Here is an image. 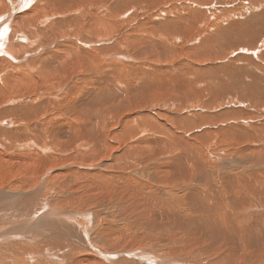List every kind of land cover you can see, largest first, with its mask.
Returning <instances> with one entry per match:
<instances>
[{"label": "rangeland", "instance_id": "rangeland-1", "mask_svg": "<svg viewBox=\"0 0 264 264\" xmlns=\"http://www.w3.org/2000/svg\"><path fill=\"white\" fill-rule=\"evenodd\" d=\"M98 1L101 2V0H96L95 2L88 1L85 7L94 3L96 8H98ZM101 3L100 5H103V2ZM107 3L105 4L107 5ZM143 3L141 9L143 11L140 10V15L137 18L135 16L133 18L134 12L137 9L133 7L134 10L130 7L129 12L131 14L126 15L129 21L115 26L113 31L109 28L102 30L109 33L113 41H116L118 37H121L119 41L124 40L121 42L122 44L120 43V48L112 50L113 59L108 64L112 65L111 69L115 67L119 70L121 69L122 74L124 73L123 77H126L127 74L130 75L128 80L129 78L134 79L132 77L134 74H140L143 78L145 75L144 81L145 79L150 80V82L155 83L160 89L157 93H153L154 97H147L153 100V104L142 105L140 109H129L127 111L119 107L123 99L117 92L125 90L126 87L119 82H114L112 90L106 89L105 91L109 106H112L113 111L125 112L116 114L109 109L105 111L107 106L104 107V105L94 103L95 107L99 108L97 110L104 112L100 121H96L92 127L88 128V131L95 136V129L97 128L100 131L111 130L112 124L118 126L122 122V119H118V116L124 119H132L136 115L140 116L141 118L137 119L136 123L138 127L145 124L142 119L145 115H149L150 119L160 122L163 126L171 125V119H174L173 125L176 127L179 125L188 130L183 135L193 143L196 149L198 148L201 151L203 157L211 150V153L213 151L214 159H222L228 163L231 162L229 163L231 168L234 166L238 169H235V171L240 174H258L255 179H259L260 181L259 188L242 192L245 198L239 199L241 208L239 210L234 209L231 212L234 218L230 220L228 215L224 214L221 216L220 221L217 216L209 215L201 224L193 217H189V220L194 219V223L190 227L197 233L198 238H203L204 242H206L205 239L207 238L208 242L206 243L209 245H212L211 236L224 240L225 243L222 246L225 247H222V250L227 256L230 254L227 248L230 247V249L234 250L230 243L235 240L237 242L235 250L241 251L239 255L243 261L241 264H264V241H262L264 237V159L256 163H249L246 159L247 148L248 154L264 157V0H143ZM126 7L128 8L129 6L126 5ZM121 9L125 8H120V11ZM131 11H134L133 14ZM98 13L100 16L104 14V12ZM3 15H5V12L0 11V16ZM99 15L97 17H100ZM131 16L133 20L130 18ZM103 18L105 19V17ZM96 25L99 28H103L104 26V24L100 23ZM6 29L7 38L12 33H26L23 29H18L16 26L13 28V25L10 23H7ZM137 40H140V43L137 45L141 47L140 49H136L137 46L132 45ZM15 43L24 44L20 41H15ZM93 43L98 49H106L110 46V41L107 38L99 40L97 43L92 41ZM1 67L6 69V71H10L12 67L10 59L2 61ZM142 69L143 71H141ZM16 83L14 82L12 85ZM135 83L141 85V81H135ZM165 85L168 86L163 89ZM7 97L12 96L10 94ZM16 105L20 104L5 101L4 104L0 105V109L15 107ZM103 107L104 110H101ZM131 111L138 112L132 114L130 113ZM100 112L98 111L97 113ZM9 118L13 119L14 116H10ZM228 127H243L246 131L250 132L253 130L252 132L258 134V138L254 140L248 137V140L244 141V143L238 139L236 131H230ZM220 133L221 135H219ZM181 134L178 133L180 136ZM159 138L162 139L160 135L141 132V134H137L132 139L122 142L121 151L117 153H114L113 149L118 144L115 140H112L113 149L111 147L107 151L110 154L109 157L105 160L99 158V155L95 157V162L90 164L92 165L90 174L95 176L96 170L102 169L106 177L116 176L123 179L125 186L136 185L141 187L140 181L149 180L145 177V174L148 169L147 158L152 157L149 155L150 143L157 141ZM47 142L51 143L49 140ZM104 144L107 145L109 143L104 142ZM19 145L23 148L18 149ZM53 147L55 154L57 152L60 155H58L59 159L56 162L55 171L51 173L50 169L46 168L49 173L46 170L42 173L46 177L49 176L45 181V176L44 178L40 177L42 174L30 175L29 173L33 169L38 168L36 164L51 165L44 154L34 152L33 148H27L21 142L14 147H7L0 139V161L7 165L4 168L5 173L0 171V180L4 183L0 184V187L5 186L3 188L11 189V186L18 185L19 181L22 184H29L30 189L21 186L20 190L19 188L16 189L17 191L13 189L17 193L12 195L17 196L15 203H18L21 194L24 195L21 198H28L32 202L35 201L34 208L35 210L37 209L36 211H39L38 213L42 212L40 216L45 212V207H43L44 202L52 200L50 187H53L52 189L58 195H66L69 199L75 198L71 208H61L55 204L53 205L54 208L59 210L75 213V217L73 215L65 217L72 227H76L78 224L85 226L88 221L92 222L93 219H89V217H85V219L83 217L84 214L100 213L101 219L106 221V226H96V222L92 223L91 226V241L96 250L86 251L83 243L72 238H63L60 233H52L50 229L44 232V235L47 237L45 240L61 243L64 251L56 246H48L43 243L45 240L42 241V235H40L39 231H36L37 227L33 226L36 232L34 229L31 230L32 232L29 235H25V238H23V235L27 232L20 237L10 234L13 237L12 239H10L9 235L0 238V243H2L0 247L4 248V250L1 248L4 254L10 248L9 246L12 249H10L11 251L9 250L10 255L16 250L15 247L21 249L18 250L20 254L23 250L22 248H27L41 241L38 247L33 248L41 252L39 257L37 255L34 256L35 251H31L27 258L28 260H32L34 264H36V260L39 258L50 261V264H71V261L75 258L79 259V264H116L119 261L125 262V264H141L138 256H141L142 252L139 247H144L157 254H165L166 250L169 249L167 255L165 254L167 258L177 262L181 261L179 263L182 264H230L227 256L215 258L209 255L202 256L198 252L199 255L197 253L196 256L184 255L186 258L183 256L182 260L177 253L170 254L174 246L176 248L174 247L173 251H181L178 244L174 243L172 238L169 239L171 243L164 240L166 233L175 234L173 229L168 228L158 231L154 229L155 225L153 221L137 229L136 227H131L137 231L135 229L132 230L127 225L126 220L123 219L122 214L128 206L123 204L117 196V192L107 187L108 184L117 183V180L114 178H110L111 181L104 184V189L98 188L99 186L94 187L92 193L90 187L80 184V189L75 193L68 188L60 191V182L68 179L71 174L67 172V168L70 166L68 163L73 161L84 163L88 159L85 157L75 158L74 152L69 151L67 144L63 146L58 144ZM241 149H245L244 155L238 154ZM80 151L82 152L81 155H83V150L80 149ZM132 154L138 156H133ZM198 156L203 160L201 155ZM116 158L118 159L116 160ZM160 161H163V159ZM11 162H17L18 165L16 164L15 166V163L12 165L10 164ZM112 163H115L116 168L111 169V166L108 164ZM207 164L216 167V164ZM225 167H228V165ZM226 170L227 168L223 171ZM53 174H56L57 178L50 185V181L48 182V180ZM29 176L32 177L29 178ZM247 176L251 179L250 175ZM150 178H153L152 175ZM28 180L34 182L28 183ZM23 190H26L29 196H26L28 194L23 192ZM165 190L169 191V193L171 192L170 189L166 188ZM181 195L179 190H177L173 196ZM42 199L44 200L41 202ZM55 199H59V197L55 196ZM92 201L94 202L88 205ZM38 203L40 204L39 208L37 207ZM15 205L12 204L11 207L9 206V208L4 209L3 214L5 215L0 214L3 216L0 218L2 219L0 220V227H2V224H8L11 220L17 219H13L15 215L19 216L21 214L22 216H19L17 219L19 225L31 228L32 226L30 227L29 225L37 222L35 221L37 219L36 216L31 219L28 214V209L32 205L25 200ZM204 206L208 209L205 204ZM199 208L205 211L202 203H200ZM211 208L210 201L209 209ZM24 214L29 218H24ZM31 215L33 216L34 213ZM8 217L10 221H8ZM25 219L30 221L27 222ZM45 219L48 220L47 216ZM213 219H217L214 223L216 225L220 223V228L229 229L226 235H223L214 228ZM115 220L119 221L116 222ZM5 226L9 227L11 223ZM107 228L121 231L131 238L141 234L147 238V241L144 239L140 244L137 241L133 245L114 250L105 239ZM152 228L154 229L152 230L153 232L151 231ZM157 236L158 238H156ZM175 237L178 242L185 243V239L179 238L178 234H175ZM68 242L71 243V246H65ZM170 245L171 248H169ZM5 246H8V248ZM77 247L79 248L78 251L76 250ZM193 247H196V244ZM71 249L74 250L75 257L67 260L68 256L66 253L70 252ZM0 252L1 255L3 252ZM120 252L121 254H119ZM126 252L130 253V257L124 256ZM242 252L245 254L242 255ZM19 254L16 255L17 257L14 256L12 258H10V255L5 254L7 259L5 255H1L0 264H25L24 261L26 259ZM84 256L92 258L85 259L83 258Z\"/></svg>", "mask_w": 264, "mask_h": 264}, {"label": "bare ground", "instance_id": "bare-ground-1", "mask_svg": "<svg viewBox=\"0 0 264 264\" xmlns=\"http://www.w3.org/2000/svg\"><path fill=\"white\" fill-rule=\"evenodd\" d=\"M88 1L95 2L96 0H0V11L5 12V15L0 16V105L4 104L5 101L20 104L15 107L0 109L1 142L7 147H14L21 142L27 148H33L34 152H40L45 155L51 165L44 166L42 163L36 164L38 168L30 171V175H40L45 170L48 172L47 169H50L49 171L53 173L56 169V162L59 159L58 155H60L57 152L55 154L53 146L67 144L69 151L74 152L75 158L85 157L88 161L84 163L78 161L68 163L70 166H68L67 172L71 174L68 179L60 182V191L68 188L75 193L80 189V185H84L90 187L92 193L94 187L99 186L98 188L104 189V184L111 181L110 178H114L117 180V183L113 182L111 185L108 184L107 187L117 192V196L123 204L128 206L122 214L123 219L126 220L130 228L136 227L137 229L153 221L155 225L154 229L158 231L168 228L173 229L179 238L185 239V243L178 242L175 234H170L169 232L164 235V240L169 241L172 238L174 243L178 244L181 251H173L172 249L175 246L172 243L174 247L171 249L170 254L177 253L182 260L184 255L196 256L198 252L202 256L209 255L215 258L227 256L222 250V247H225L222 246L225 241L218 239L216 236H211V244L218 246L217 248L206 243L208 242L207 238L205 239L206 242H204L203 238H198L197 233L190 227L194 223V219L189 220V217L195 218L199 224L209 215H215L221 221V216L227 214L231 220V218H234L231 212L234 209L239 210L241 208L239 199L245 198L242 192L259 188L260 181L259 179H255L258 174H240L235 171L237 168L234 166L231 168L229 164L231 162L228 163L222 159H214L215 157L212 154L213 151L211 153V150L203 157L201 151L198 148L196 149L193 143L183 135L188 130L177 124V127L173 125L174 119H171V125L163 126L160 122L150 119L149 115H145L142 118L145 122L143 124L144 127L142 125L138 127L136 123L137 119L141 118L140 116L136 115L132 119L119 118L118 116V119H122V122L118 126L112 124L111 130L100 131L97 128L95 129V136L88 131V128L92 127L96 121H100L104 112L97 110L99 108H96L94 103L104 105V107L107 106L105 111L108 109L112 110V106H109L105 91L106 89L112 90V84L114 82H119L126 87L125 90H119L117 92L123 99L119 107L127 111L129 109H140L142 105L147 106V104H153V100L147 97H154L153 93H157L160 89L155 83L150 82V80L145 79L144 81L145 75L143 78L140 74H134L132 75L134 79L129 78L128 80L130 75L126 73V77H123L124 73L122 74L121 69L119 70L117 67L111 69L112 65L108 64L113 59L112 50L120 48V43L124 40L119 41L121 37H118L117 39L115 38L116 41H113L111 35L102 30L109 28L113 31L115 26L129 21L126 15L131 14L129 12L130 7L137 9L135 11L136 13L133 11V18L134 16L137 18L140 15L143 0H101L103 5L107 2L111 3L103 6L98 1V8H96L94 3L85 7ZM126 5L129 7L127 8ZM122 7L125 9H121L120 11ZM102 11L104 14L100 16L98 12L103 13ZM97 15L100 17H97ZM130 18L132 19V16ZM7 23L13 25V28L16 26L18 29H23L26 33H12L7 38ZM97 23L104 24L103 28H99L96 25ZM132 25L134 24L132 23ZM19 38H25L26 40L22 41ZM106 38L110 41L109 48L98 49L94 43L92 44V41L97 43V41ZM140 40L143 39L140 38ZM140 40L134 41L132 45L137 46ZM15 41H20L24 44L15 43ZM140 48L137 46L136 49ZM7 59H10L12 63L10 71H6V69L1 67L2 61H6ZM83 70L85 71L83 72ZM141 74L143 73L141 72ZM135 81H141V85H137ZM14 82L17 83L12 85ZM166 86L168 85L163 86V89ZM10 94L12 97H7ZM104 107L101 110H104ZM98 111L100 113H97ZM113 112L121 114L125 111ZM137 112L131 111L130 113L134 114ZM10 116H14V120L9 118ZM119 127L121 128L118 129ZM228 130L236 131L238 139L243 142L247 141L248 137L254 140L258 138V134L252 132L253 130L251 132L246 131L243 127H228ZM141 132L154 133L162 137V139L159 138L157 141L150 143L149 155L152 157L147 158L148 169L145 174V177L149 180L140 181L141 187L136 185L125 186L123 179L116 176L106 177L102 169H97L95 176L90 174L92 169V165L90 164L95 162V157L99 155V158L102 160L109 157L110 154L107 151L112 147V140H115L118 144L115 149L112 147L114 153H117L121 151L122 142L132 139L137 134H141ZM178 133H182L181 136ZM47 140L51 143L49 144ZM104 142L109 144L105 145ZM22 148L21 145L18 146V149ZM80 149L83 150V155H81L82 152ZM247 150L248 148L246 149V159L249 163H256L264 159V157L248 154ZM244 152L245 149H241L238 154L244 155ZM132 155L138 156L136 154ZM198 155H201L203 160ZM162 159L163 161H160ZM14 163L16 166L17 162H11L10 164L14 165ZM207 163L216 164V167L208 165ZM108 165L111 166V169L116 168L115 163ZM227 165L228 167H225ZM6 166V164L0 161V171L5 173L4 168ZM225 168L227 170L223 171ZM151 175L153 177L152 179L150 178ZM247 175H250L251 179ZM44 176L43 174L42 176L40 175L41 178H44ZM48 177L45 176L44 180L46 181ZM56 178V174L50 176L48 180V182L50 181L49 184L51 185L52 182H55ZM31 180L27 182H34ZM68 180L69 182L67 183ZM0 184L4 183L0 180ZM21 186L30 189L29 184H22L21 181H19L18 185H12L11 189L3 188L5 186L0 187V214H3L4 209L9 208V206L11 207L12 204H20L21 201L25 200L32 205L28 209L29 217L33 219L36 216L37 219L35 221L37 222L30 224L29 226H32L31 228H27L28 226L25 227V225L24 228L19 225L17 220L22 215L20 214L18 216L14 214L17 217L14 215V218L13 216L11 217L17 219L10 221L8 217L11 226H5L10 225V223L5 225L1 223L0 238L6 237L7 235L10 236V234L20 237L27 232L23 235V238H25V235H29L32 232L31 230L34 229L35 231L34 226L37 227L36 231H39L40 235H42V241L47 238L44 232L50 229L52 233H60L63 238H72L83 243L86 251L96 250V247L91 241V226L94 222H96V226H106V221L101 219L100 213L84 214L83 217L93 219L92 222L88 221L85 226L78 224L76 227H72L65 217L72 215L75 217V213L59 210L54 208L53 205L55 204L61 208H71L75 198L69 199L66 195H58L52 189L53 187H50V190L48 186V189L51 191L52 200L44 202L43 207H45V212L42 210L44 213L40 216L42 212L38 213L39 211H36L37 209L35 210V201L32 202L28 198H21L24 196L21 194L22 190L19 192L21 197L18 203H15L17 196L12 194H16L17 192L14 190L17 188L20 190ZM166 188L170 189L171 192L166 191ZM177 190L182 195L174 197L173 195ZM23 192H26V190H23ZM26 196H29V194ZM55 196H58L59 199H55ZM210 201L212 205L211 209H209ZM93 202H89L88 205ZM200 203L203 204L204 208L205 204L209 210L205 208L204 210L206 212L202 211L199 208ZM39 205L38 203V208ZM33 213L34 215L32 216L31 214ZM46 216L48 220L45 219ZM1 217L3 216L0 215ZM29 217L25 216L24 218ZM213 220L214 223L217 219ZM115 221L118 222L119 220ZM219 225L214 223V228L223 235H226L229 229L227 230L224 227L220 228ZM112 228L106 229L105 239L114 250L133 245L137 241L140 244L144 239L147 241V238L141 234L131 238L123 232L115 231ZM154 229L152 228L151 231ZM12 238L10 236V239ZM262 241H264V237ZM169 242L171 243V241ZM40 243L41 241L27 248H22L23 250L20 254L18 250L21 249L15 247L17 251L14 250V254L12 253L11 255L9 252L11 246H9L10 248L6 250L5 254L10 255V258L19 254L26 259L24 261L25 264H34L32 260H28L27 258L31 251H35L34 256L37 255L39 257L41 252L33 248L38 247ZM43 243L48 246H56L64 251V247L59 242L45 240ZM194 244H196V247H193ZM230 245L234 250L230 249V247L227 248V251L230 252L227 256L229 259L228 262L230 264H241L243 262L239 257L241 251L235 250L237 242L234 240ZM65 246H71V243L68 242ZM139 248L142 253L141 256H137L141 264H182L179 263L181 261L177 262L167 258L166 255L169 249L166 250L165 255L157 254L144 247ZM169 248H171V245ZM2 249L4 250V248ZM2 249L0 251L3 252ZM76 250L78 251L79 248L77 247ZM5 254L3 252L1 255L3 256ZM66 254L68 256L67 260L75 257L74 250L72 249ZM244 254L242 252V255ZM124 256L128 258L130 257V253L126 252ZM185 256L184 258H186ZM83 258L88 259L92 257L84 256ZM71 262V264H79V259L75 258ZM95 262L97 261L95 260ZM41 263L50 264V261H45L41 258L36 260V264ZM116 264H125V262L119 261Z\"/></svg>", "mask_w": 264, "mask_h": 264}, {"label": "water", "instance_id": "water-1", "mask_svg": "<svg viewBox=\"0 0 264 264\" xmlns=\"http://www.w3.org/2000/svg\"><path fill=\"white\" fill-rule=\"evenodd\" d=\"M19 39H21L22 41H25L26 40L25 38H19Z\"/></svg>", "mask_w": 264, "mask_h": 264}]
</instances>
